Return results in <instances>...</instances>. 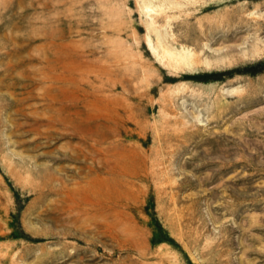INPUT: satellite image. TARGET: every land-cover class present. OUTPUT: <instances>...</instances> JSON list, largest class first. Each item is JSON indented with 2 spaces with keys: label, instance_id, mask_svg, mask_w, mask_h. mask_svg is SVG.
<instances>
[{
  "label": "rangeland",
  "instance_id": "1",
  "mask_svg": "<svg viewBox=\"0 0 264 264\" xmlns=\"http://www.w3.org/2000/svg\"><path fill=\"white\" fill-rule=\"evenodd\" d=\"M256 46L264 0H0V264H264V54L200 53Z\"/></svg>",
  "mask_w": 264,
  "mask_h": 264
},
{
  "label": "bare ground",
  "instance_id": "2",
  "mask_svg": "<svg viewBox=\"0 0 264 264\" xmlns=\"http://www.w3.org/2000/svg\"><path fill=\"white\" fill-rule=\"evenodd\" d=\"M141 13H143L144 17L146 18V22H145V28H146V30H148V29L150 30V27L152 26V24L154 22V19L156 18L155 17L156 14L154 12H152V10H148V8H145V9L143 8V10H142V6H141ZM210 29H212V26H209L208 25L207 26V30H210ZM151 30H152V28H151ZM146 32H148V31H146ZM199 35H201V34H199ZM145 41H146V39H145ZM145 44H146V47H147L148 52L154 58V60L156 61V63H158V65H160L164 69L171 70L172 72H174L176 74L177 71L191 72V71L195 70V68H196L195 67V64H197V62L195 60H193L192 57L188 56L187 54H182V53H179L178 54V52H177V55L176 56H170L171 54H169L170 53V51H169L168 53H163V54L159 55L157 53V51H156V47H152V45H150L149 41H148V43H145ZM238 47H240V46H238ZM250 47H252V45ZM262 47H261L262 49L261 48L258 49L257 46H256L257 49H254L253 52L251 51L252 53L249 51V53H251L250 55H246V56L245 55H241L239 57L237 56L238 55L237 52H239V54H240V51H237L238 49L236 50L233 47H231V48L228 47L229 48L228 50L226 48L225 50H227V51H225L224 48L223 49H218V50L215 49L216 51H212V49L210 50V48H208L209 51L207 49H205V50L202 49L200 53L202 55H206L208 58L211 59V62H205L204 61V57H203L202 60L204 61L203 62L204 63V68L205 69H210V70H217V69H226V68H229V67L233 66L234 64L240 63L241 61H245V60L248 61V60H253V59L259 58L260 56H262L264 54V46H262ZM202 48H204V47H202ZM221 50H223L225 52H223ZM206 58H205V60H206ZM206 61H208V59ZM198 65H199V63H198ZM169 73H171V72H169ZM177 88H178V86H177ZM178 89H180V88H178ZM180 90H181V92H183L182 90H184V89H180ZM178 91H176V92H178ZM220 91H223L224 94H225V90H223V88ZM227 91L229 92V90H227ZM231 92H233V91H231ZM172 93H173V91H172ZM176 94L174 96H176ZM178 94H179V92H178ZM229 94H230V92H229ZM178 96H180V94Z\"/></svg>",
  "mask_w": 264,
  "mask_h": 264
}]
</instances>
